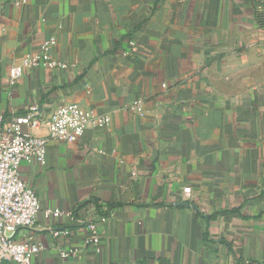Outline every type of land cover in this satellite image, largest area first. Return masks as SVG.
<instances>
[{"label": "crops", "instance_id": "obj_1", "mask_svg": "<svg viewBox=\"0 0 264 264\" xmlns=\"http://www.w3.org/2000/svg\"><path fill=\"white\" fill-rule=\"evenodd\" d=\"M51 36L64 66L10 87ZM64 102L108 121L20 163L40 206L31 264H264V0H0V115ZM55 208L94 221L100 252L62 258L86 229Z\"/></svg>", "mask_w": 264, "mask_h": 264}, {"label": "built area", "instance_id": "obj_2", "mask_svg": "<svg viewBox=\"0 0 264 264\" xmlns=\"http://www.w3.org/2000/svg\"><path fill=\"white\" fill-rule=\"evenodd\" d=\"M55 37L44 39L37 51L23 55L17 63L8 69V84L12 87L23 75L26 68H55L64 64L52 56ZM132 108L142 112L140 100L132 104ZM96 121L106 122L108 117L94 119L85 108L76 102H64L58 105L49 115L42 116L39 107L31 104L22 115H16L4 121L0 115V264H31V257L42 245L32 241L29 231L34 227L40 209L39 200L34 189L19 176V165L23 161L44 163L46 147L50 140L75 142L84 130ZM44 129V135H36L34 131ZM189 188L183 189L184 197L189 195ZM46 214L54 217L74 216L70 211L59 208L47 210ZM86 229L81 244L57 245L58 254L62 258L76 256L89 248L100 252V236L96 224L92 220L74 218ZM21 233L23 239H18ZM66 228L52 232L58 239L68 237Z\"/></svg>", "mask_w": 264, "mask_h": 264}]
</instances>
